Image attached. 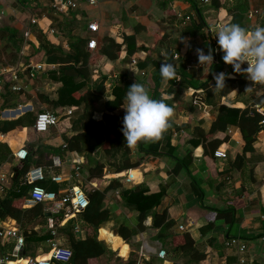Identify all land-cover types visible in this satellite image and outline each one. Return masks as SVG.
<instances>
[{"label":"crops","instance_id":"obj_1","mask_svg":"<svg viewBox=\"0 0 264 264\" xmlns=\"http://www.w3.org/2000/svg\"><path fill=\"white\" fill-rule=\"evenodd\" d=\"M74 1L78 7L61 14L52 10L54 0L0 2V74L5 79V93L0 95L3 101L0 106L3 118L0 117V121L19 118L25 121V127L7 134L0 133V144L10 149L8 158L0 162V177L4 176L0 198H12L26 189L28 184L39 182L36 186L57 193L80 187L87 196L93 192L104 195L102 206L110 212V220L95 231L87 226L83 218L85 211L84 214H72L65 218L56 214V205L52 203L38 204L45 207L46 217L31 220L25 227L11 217L0 218V228L18 229L25 241L23 250L28 247L25 234L41 235L45 230L51 231V239L33 243L28 247L27 255L22 254L20 259H15V263L49 256L52 243L72 251L66 235L61 233L63 228L72 224L76 238L85 239L93 235L94 231L97 241L106 248L105 254L100 257L95 256L94 249L85 248L83 256L87 260L86 264H129L132 261L136 264H264V131L252 143L254 151L246 155H243L246 142L237 123L230 125L226 132L217 133L213 137L215 141L207 143L205 147L200 146L202 141L194 134L196 127L209 131L216 120L219 106L245 111L251 109L249 105L253 104L255 98L263 96L264 85L254 88L246 76L239 84H230L233 87L229 94L220 97V88H215V75L223 72L229 80H239L238 76L229 72L227 67L219 69L223 61L221 50L207 69L199 64L196 50L203 49L207 54L212 49L214 55L209 29L221 22L232 23L231 12L240 3L247 6L245 28L264 26V0H230L228 6L218 0L221 5L219 10L212 7L213 0L204 2L207 9L215 13L213 17H218L214 20L207 18L205 10L207 27L200 30L194 25V22L197 23L196 12L182 0H100L95 6L89 5L87 0ZM29 6L36 10L33 15H27L24 11ZM256 10L261 15L250 19V12ZM187 17L190 20L187 21ZM32 20L37 22L32 24ZM76 23L83 26L79 35L72 28ZM92 23L98 25L96 32L89 30ZM184 24L188 28L179 31ZM26 32H29L28 37L25 36ZM68 35L87 41L86 49L91 53V85L107 77L106 93L101 104L118 98L124 105L128 88L137 81L149 88L153 97L157 71L163 64H172L184 74L177 73L174 79L161 80L159 95L174 108L175 116L162 139L145 142L144 145L140 143L143 149L138 145L132 148L131 161L138 163V168L115 174L108 171L107 166L101 177H93L89 171L88 154L69 148V140L82 132L73 128L80 105L56 107L62 83L50 74L57 73L58 76L60 70L58 65L47 63V48L44 46L46 40L51 46L68 53ZM132 35L136 37L137 49L130 56L126 44L127 38ZM91 39L97 41L94 50L88 48ZM172 40L179 41V49L169 46ZM189 40L193 41V46ZM110 44L119 51L116 59H111L108 54L107 47ZM192 50H195V58L189 56ZM37 65H42L44 69L35 72V78H31V70L27 68ZM215 65L218 68H213ZM243 66L247 68V64ZM95 73L98 75L95 76ZM206 82L217 94L215 107L201 102L196 96L204 95L201 85ZM14 84L22 86L23 91H11L10 87ZM249 87L252 89L246 91ZM123 105L113 113L105 112L102 106L93 118L103 122L104 113H109L123 120L126 114ZM48 107L53 111L47 110ZM36 108L40 111L34 114L32 122L30 116H33ZM69 110L72 111L71 115L68 114ZM42 112L58 115L60 122L48 132L37 133L34 124L37 115ZM158 143L159 149L153 152L155 154L147 153L152 152L149 148ZM22 148L29 153L27 160L31 159L30 151L35 153L41 149L45 153V160L52 163L37 166L35 160L38 155L34 154V163L25 172L24 163L27 160L20 161L15 155ZM218 151L226 153L227 158H216L215 153ZM91 156L97 162L107 160L100 149H96ZM241 156L244 158L243 163L235 165ZM40 169L43 180L32 181L30 173ZM134 171H138V178L133 177ZM55 176H61L64 181L55 182ZM114 180L120 181L128 189L144 184L149 194L163 192V201L157 211L160 214L167 212L169 220L175 221L174 244L185 243V234H188L199 252L205 254V259L197 263L182 254L173 255L169 242L160 238L161 226L168 219H160L162 225L157 227L154 226L153 218L148 217L140 225L139 213L127 208L123 201L124 188L104 193ZM31 189L27 197L15 200L17 208L30 211L38 206L28 204ZM101 230L108 232L114 239H120L123 245L114 248L112 239L101 237ZM119 230L127 238L124 239ZM233 230L236 234H232ZM61 237L69 247L62 244ZM15 244L16 240L0 238V257L11 255ZM241 245L246 246L244 252L240 251ZM124 246L127 247L126 255L122 254ZM47 247L49 252L46 255L44 250ZM162 250L167 253L165 258L159 256Z\"/></svg>","mask_w":264,"mask_h":264},{"label":"trees","instance_id":"obj_2","mask_svg":"<svg viewBox=\"0 0 264 264\" xmlns=\"http://www.w3.org/2000/svg\"><path fill=\"white\" fill-rule=\"evenodd\" d=\"M21 3H28L29 0H20ZM187 4L193 11L196 12L197 23L194 22L195 27L200 30L205 28L206 21L204 17V12L207 10L204 0H182ZM212 7L215 10H219L221 5L218 0H213ZM247 11L246 4H238L233 9L232 23H238L244 27L245 12ZM86 40L83 38H77L72 35L67 36V43L69 46V52L63 53L58 49V47L51 46L46 40H44V46L47 48V63L56 64L59 66L60 75L57 73H51L58 81L62 83L59 90V101L56 102V107L67 106V105H77L80 107L77 111V118L74 120L73 128L76 131L82 130L79 134L69 140V148L78 150L81 154H88V163L90 165L89 171L93 177H101L107 166H109L108 171H112L115 174H120L127 172L129 169L138 168V163H133L131 161L132 148H129L126 144V139L122 132L123 120L119 116H114L109 113H113L118 110L123 105L121 99H115L114 101H107L101 104L104 100L106 93V80L107 77H102L93 86L92 83V70L90 68L91 53L86 49ZM136 37L129 36L127 38L126 49L128 50V55L132 56L136 51ZM107 51L111 59H116L119 57V51L115 49L113 44L107 47ZM225 67L228 68L229 72L238 76L239 80H229L225 82V87L220 88V97L227 96L229 90L233 87L230 84L238 82V84L246 79V75L243 73H236L231 65H228L222 61L220 63L219 69L223 70ZM244 67V66H243ZM160 68L157 71V78L155 87L153 88V98L161 99L159 95V90L161 87V80L163 79L160 74ZM213 68H218L215 65ZM245 68V67H244ZM176 73L181 74L180 69L176 70ZM183 74V73H182ZM184 75V74H183ZM201 89L204 91V95H196L199 97L200 101L216 106L215 97L217 94L215 90L210 88L209 82L201 85ZM8 104V101L6 102ZM51 103V102H50ZM53 103V102H52ZM103 106L105 112L103 116V122H97L93 116ZM251 109L243 111L242 109H232L227 106L221 105L218 107V115L216 120L212 123L208 132L203 131L200 127L194 129L195 137L200 139L201 145L206 146V144L211 141H215L213 137L219 132H226L227 129L233 123H237L241 127L243 132V138L246 142L244 147L243 155L247 152L254 151L252 143L257 138L258 134L264 131V125L262 121L264 119L257 111V107L264 108V94L261 97L254 99L253 104L249 105ZM5 107V103L3 105ZM7 114V113H6ZM252 114V115H251ZM19 127H25V121L19 118L14 121H0V133L7 134L11 131L16 130ZM212 138V140L210 139ZM145 142H141L144 145ZM140 143L138 147L140 148ZM100 149L106 156L107 160L102 159L98 162L92 158L91 154L96 150ZM141 149L142 146H141ZM159 149V143L152 145L149 148L150 151L147 153L156 152ZM34 154L38 155L35 163L37 166L51 164V161L45 160V153L41 149H38L35 153L30 151L31 159L24 163V171L27 172L30 166L34 163ZM155 154V153H153ZM10 155V149L5 144H0V162L5 161ZM244 158L241 156L237 159L235 165H241ZM184 165V163L179 162ZM185 166V165H184ZM111 169V170H110ZM23 170L22 172L25 173ZM134 178H138V171L132 173ZM45 183V182H41ZM36 184H28L20 193L13 195L12 198L7 197L4 200L0 198V218L5 219L6 217H11L15 219L19 225L25 227L26 223L31 220L45 218L47 212L43 205H38L33 210L27 211L19 209L15 206V200L19 198L27 197V192L29 189L35 187ZM125 186L117 180L110 183L109 187L104 193H108L111 190L124 188ZM88 197L90 199V205L85 210L83 216L87 226L91 227L92 230L98 231L105 223L110 220V212L104 210L102 203L104 195L99 192L89 193ZM164 193L149 194V189L146 185H139L133 189L124 188L122 191V198L125 202L127 208L132 211L139 213L138 222L142 225L148 217H152L154 221V226H161L162 223L159 222L167 220L160 230L161 240L168 241L171 247V253L173 255L182 254L189 258L191 261L200 263L205 259V254L199 252L198 248L195 247L192 238L185 234V243L181 245H175V233L173 228L176 223L173 220H169L168 213L163 211L160 214L157 208L162 204ZM222 213V212H221ZM61 216V215H60ZM73 225L70 224L66 228L61 230V233L66 235V239L72 248L73 257L71 264H86L84 249L91 248L95 251V256L100 257L105 254L106 248L103 243L97 241V237L93 235L86 237L85 239L76 238L73 232ZM119 234L125 239L127 238L124 233L119 230ZM26 242L28 247L33 243H40L48 241L52 238L51 231L45 230L41 235L36 234H25ZM101 237H109L113 240L112 245L114 248H118L119 244L123 245L121 240L118 238H113L105 230H101ZM173 243V244H172ZM28 247L22 252L24 256L28 253ZM123 254H127V247H123ZM26 264V263H23ZM129 264H136L132 261ZM175 264H179L175 262Z\"/></svg>","mask_w":264,"mask_h":264},{"label":"clouds","instance_id":"obj_3","mask_svg":"<svg viewBox=\"0 0 264 264\" xmlns=\"http://www.w3.org/2000/svg\"><path fill=\"white\" fill-rule=\"evenodd\" d=\"M217 38L219 49L223 52L224 63L231 65L236 73H243L254 85H264V26L257 25L254 29L242 27L238 23H219L212 28ZM199 64L207 69L214 62L213 50L205 54L197 49ZM247 64V68L243 65ZM160 74L164 79H174L177 75L176 66L163 64ZM227 74L215 75V88L225 87ZM252 87L246 89L251 90ZM123 107L126 114L123 118L122 132L129 148L141 142H156L171 127L175 116L174 108L163 98L155 99L143 83L135 82L125 96Z\"/></svg>","mask_w":264,"mask_h":264},{"label":"built area","instance_id":"obj_4","mask_svg":"<svg viewBox=\"0 0 264 264\" xmlns=\"http://www.w3.org/2000/svg\"><path fill=\"white\" fill-rule=\"evenodd\" d=\"M3 1L5 0H0V2ZM87 1L91 6H95L100 2V0H87ZM204 2L209 3L210 0H204ZM77 7H78L77 3L74 0H54V2L52 3V10L55 13H59V14L66 13L70 9H75ZM256 15H261V12H259L258 10L252 11L250 12L249 17L250 19H253L256 17ZM186 20H190V17H187ZM36 22H37L36 20H32V24ZM212 28L213 27L209 29V36L211 38V43L214 48V59L216 60L220 49L217 43V38L215 37V33L212 31ZM97 29H98V25L96 23H92L89 25V30H91L92 32H96ZM25 36L28 37L29 32H26ZM96 47H97V41L95 39H91L88 43V48L94 50ZM27 69L31 70V73L29 74L30 77L35 78V72L42 71L44 67L42 65L28 66ZM3 76H4L3 74L2 75L0 74V95L5 93V89H4L5 79ZM17 80L18 78L15 79V81ZM10 90L13 92H22L23 87L18 84H14L10 87ZM257 111L264 117V108L257 107ZM68 114L71 115L72 111L69 110ZM59 122H60V118L58 115L48 112H42L37 115L34 124V129L37 133H45L48 132L51 128L56 127L59 124ZM262 124L264 125V119L262 121ZM15 155L18 160L25 161L27 160L29 153L26 149L22 148L18 150ZM215 157L227 158V154L222 151H218L215 153ZM43 178L44 177L42 175L41 169L34 170L30 173V179H32V181L43 180ZM53 180L57 183H61L64 181V179L61 176H55ZM3 181H4V176L0 177V188H1V183H3ZM43 203L55 204L56 214L68 218L72 214H81L85 210H87V208L90 205V200L87 194L80 187L69 188L61 193L48 191L41 186L33 187L30 191L28 204L31 206H35ZM180 229L183 230L184 227L181 226ZM0 238L3 240H16V244L12 254L1 256L0 264H16L15 259H20L22 257L23 248L25 246L24 238L19 234V231L16 228H0ZM245 250H246V246L241 245L240 251L244 252ZM166 254H167L166 251L162 250L159 253V256L161 258H165ZM72 257H73V252L70 249L62 247L57 243H52L49 256L43 258L41 257L38 259H26L23 260L22 262L26 264H68L71 262ZM22 262H20V264ZM241 262L244 263L243 260Z\"/></svg>","mask_w":264,"mask_h":264},{"label":"rangeland","instance_id":"obj_5","mask_svg":"<svg viewBox=\"0 0 264 264\" xmlns=\"http://www.w3.org/2000/svg\"><path fill=\"white\" fill-rule=\"evenodd\" d=\"M222 2L224 3V5L226 6H228L229 4H230V0H222ZM257 2H258V0H257ZM208 6H206V8H207ZM233 6H231V8H232ZM24 11H26V13H27V15H29V14H32L33 15V13H35L36 12V10H34L31 6H29L28 7V9L27 10H24ZM215 15V13L214 12H212L211 10H209V9H207L206 10V12H205V16L207 17V18H211V20H214L215 18H217L218 17V15L217 16H215V17H213ZM193 19V18H192ZM69 20H70V18H69ZM188 21V20H187ZM187 23V22H186ZM182 24V23H181ZM188 25H190V23H187ZM72 28L75 30L74 31V33L76 34V35H79L80 33H81V31L83 30V26L82 25H79V23H76L75 25H73L72 26ZM181 29H178L179 31H183V30H185L186 28H188L187 26H186V24H184L183 26H181L180 27ZM191 38V37H190ZM187 39H189V37L187 38ZM189 42H191V44H192V46H193V41H190L189 40ZM168 44H170L169 46H171V48H178L179 49V45H180V43H179V41L177 42L176 40H174V42H173V40L171 41V43H168ZM183 45H184V43H183ZM192 48H194V47H192ZM193 51H195V50H192V51H190L189 52V56H190V58H195L194 56V53H193ZM96 75H98L97 73H95V76ZM252 87H254V88H257V85H254L253 84V82H252ZM2 103H3V101L2 100H0V106L2 105ZM49 109H47V110H49V111H53L50 107H48ZM38 111H40L38 108H36V110L34 111V113H33V116L31 115L30 116V120L32 121V122H34V114H36ZM0 117L1 118H3L2 117V114H1V111H0ZM5 119V118H4ZM32 128V127H31ZM32 131V130H31ZM235 229H237V227H235ZM232 234H236V231L235 230H233L232 231ZM61 239H62V244L64 245V246H68L67 245V243H66V241L61 237ZM69 247V246H68ZM48 252H49V247H47L45 250H44V253L47 255L48 254ZM122 254H123V252H122ZM123 255H126V254H123Z\"/></svg>","mask_w":264,"mask_h":264},{"label":"bare ground","instance_id":"obj_6","mask_svg":"<svg viewBox=\"0 0 264 264\" xmlns=\"http://www.w3.org/2000/svg\"><path fill=\"white\" fill-rule=\"evenodd\" d=\"M6 180V179H5Z\"/></svg>","mask_w":264,"mask_h":264}]
</instances>
